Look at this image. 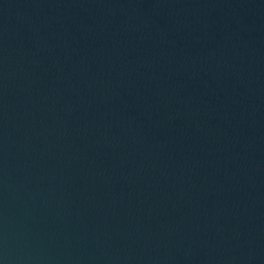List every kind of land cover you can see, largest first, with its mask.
Wrapping results in <instances>:
<instances>
[{"label": "water", "instance_id": "1", "mask_svg": "<svg viewBox=\"0 0 264 264\" xmlns=\"http://www.w3.org/2000/svg\"><path fill=\"white\" fill-rule=\"evenodd\" d=\"M0 264H264V0H0Z\"/></svg>", "mask_w": 264, "mask_h": 264}]
</instances>
